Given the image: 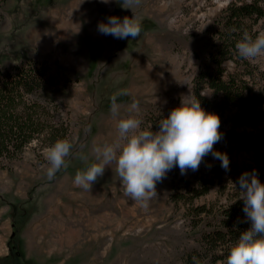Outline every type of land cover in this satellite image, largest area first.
Wrapping results in <instances>:
<instances>
[{"label":"rangeland","instance_id":"1","mask_svg":"<svg viewBox=\"0 0 264 264\" xmlns=\"http://www.w3.org/2000/svg\"><path fill=\"white\" fill-rule=\"evenodd\" d=\"M248 1L140 0L131 9L122 7V0L5 1L0 69L47 61L74 147L68 167L51 180L48 146L32 142L18 159H0V264H190L187 256L197 247L200 228L191 230L188 206L175 202V196L182 193V179L216 178L220 160L208 154L198 170L184 174L174 166L157 182V195L147 207L123 194L110 167L90 192L73 186L74 174L84 168L81 154L92 162L93 145L116 139L117 119L135 116L142 129L151 125L158 131L159 120L180 105L181 95L193 92L191 81L207 58L222 11ZM110 16L139 20L140 35L117 39L100 33L98 23ZM255 28L264 32V23ZM249 62L264 72V57ZM224 67L231 71L233 64L227 61ZM120 92L127 95L117 97L119 117L113 118L110 98ZM134 100L138 113L129 111ZM222 115L217 114L221 139L214 150L227 155L228 168L221 167L220 180L193 206L218 209L240 193L238 178L245 172L255 171L264 183V147L253 152L224 138L231 130Z\"/></svg>","mask_w":264,"mask_h":264},{"label":"trees","instance_id":"2","mask_svg":"<svg viewBox=\"0 0 264 264\" xmlns=\"http://www.w3.org/2000/svg\"><path fill=\"white\" fill-rule=\"evenodd\" d=\"M5 1L0 0V21ZM262 1L226 6L212 33L207 58L191 81L201 107L228 118L231 131L223 133L224 138L253 152L264 147V72L258 73L254 64L240 58L235 45L245 32L253 38L258 35L255 25L264 23ZM227 61L233 64L231 71L224 67ZM49 72L47 61L19 62L0 69V159H18L32 142L47 147L57 139L69 138L70 121L55 98V83ZM205 90L210 91L208 97ZM220 170L216 166L217 180ZM216 178L197 175L182 179V193L175 196V202L188 206L191 230L200 228L197 247L187 256L190 264H194L193 257L198 264H224L228 248L251 226L238 192L227 197L218 209L192 205L194 199L208 193Z\"/></svg>","mask_w":264,"mask_h":264},{"label":"clouds","instance_id":"3","mask_svg":"<svg viewBox=\"0 0 264 264\" xmlns=\"http://www.w3.org/2000/svg\"><path fill=\"white\" fill-rule=\"evenodd\" d=\"M100 2L107 4L109 0ZM139 3L140 0H122V7L127 5L131 9V6ZM98 31L117 39H135L140 35L142 25L133 17L126 16L121 20L110 16L107 23H98ZM235 47L242 59L255 61L264 57V32L255 38L245 32ZM119 95L127 93L120 92L110 98L113 118L119 117ZM129 111L138 113L139 102L134 100ZM141 123L140 119L131 115L117 119L116 139L113 142L93 145L92 162L88 156L81 154L84 168L75 172L73 186L90 192L107 166L119 177L123 194L147 207L148 202L157 195V182L162 181L174 166L179 167L181 174L188 169L195 171L204 157L211 154L221 161V167L228 168L227 155L214 150V145L221 139L218 131L220 119L201 107L192 90L189 89L186 96L182 94L180 105L171 109L166 118L159 120L158 131H152L151 125L142 129ZM73 147L72 141L57 139L45 149L49 180L61 168L68 167L66 158ZM238 184L240 200L244 202L243 212L251 221V226L228 248L224 264H264V183L253 171L242 173ZM193 261L198 264L195 257Z\"/></svg>","mask_w":264,"mask_h":264}]
</instances>
